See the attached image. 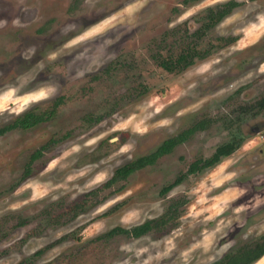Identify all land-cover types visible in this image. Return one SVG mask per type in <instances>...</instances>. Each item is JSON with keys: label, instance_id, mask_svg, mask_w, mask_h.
I'll return each mask as SVG.
<instances>
[{"label": "rangeland", "instance_id": "obj_1", "mask_svg": "<svg viewBox=\"0 0 264 264\" xmlns=\"http://www.w3.org/2000/svg\"><path fill=\"white\" fill-rule=\"evenodd\" d=\"M227 1L0 0V128L64 98L48 121L0 136V264H214L264 236V0H237L200 32ZM188 49L207 56L159 65ZM236 137L232 155L162 194ZM164 218L139 238L105 237Z\"/></svg>", "mask_w": 264, "mask_h": 264}, {"label": "trees", "instance_id": "obj_2", "mask_svg": "<svg viewBox=\"0 0 264 264\" xmlns=\"http://www.w3.org/2000/svg\"><path fill=\"white\" fill-rule=\"evenodd\" d=\"M190 1L192 0H185V3H189ZM243 3L244 2L237 0H230L224 3H220L215 7L209 8L207 10L208 13L206 16L207 22L200 30V32H204L206 29H210L216 26L217 24H219L221 21H223V19L231 15L232 12L237 7L243 5ZM206 56H207L206 52L200 53L195 49L192 50L188 49L186 52L180 54L177 57V59L174 61L167 62L165 60H159V65L167 71L174 72V70L177 69L182 70L193 65L196 57L200 59H204ZM63 103H64L63 97L57 98L53 102V108L50 111L38 113L36 112V110L35 111L31 110L24 113L21 116H18L13 122L0 128V136L6 134L7 132L17 129L29 130L38 126L41 123L48 121L49 119L55 116V114L57 113V109ZM260 105L262 108H264V99L260 101ZM205 128H206L205 123L200 122L180 132L179 134L164 140L162 144H160L156 148V150H154L150 154L138 157L133 161L125 164L124 166L118 168L115 171V174L112 177V179L108 182V184H115L118 181H125L138 170H141L148 166L155 165L160 158L169 155L174 151V149L178 145L185 143L198 131L204 130ZM241 143H242L241 138L236 137L231 142L223 144L218 148H216L215 152L211 157L207 159H203V158L197 159L196 161H194L189 165V168L185 174L183 175L181 174L172 184L164 187V189L162 190V194L165 195L174 187L181 184L183 180L186 178V176L195 175L206 169L215 167L217 164L221 162L223 158L232 155L241 146ZM43 149H45V147ZM43 149L37 151L35 154L32 155L31 163L42 155ZM28 172L29 170L26 172V175H28ZM171 210H172V212L170 213L171 218L169 219H174L178 215L176 213L178 211V206L175 205V207H173ZM166 222L167 219L165 221L164 218L161 221H156V220L148 221L142 225L133 227L131 229H124L118 227L109 231L105 235V237H114L115 235L118 234H125L130 237L139 238L151 232L154 229H159L160 227L165 225ZM263 256H264V236L256 244L242 246L238 250L227 255L223 260L214 264H254Z\"/></svg>", "mask_w": 264, "mask_h": 264}]
</instances>
